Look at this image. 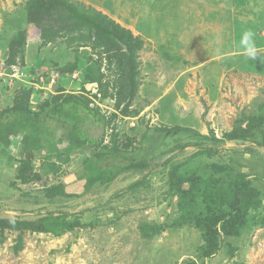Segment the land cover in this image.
<instances>
[{
  "label": "rangeland",
  "instance_id": "374dc122",
  "mask_svg": "<svg viewBox=\"0 0 264 264\" xmlns=\"http://www.w3.org/2000/svg\"><path fill=\"white\" fill-rule=\"evenodd\" d=\"M40 1L52 2L0 0V109L12 105L19 94L30 97L37 107L62 90L91 98L94 106L110 116L115 101L104 99L105 86L86 81L83 74L90 61L98 60L97 52L69 44L68 38L42 41L37 28L28 25L32 8ZM70 1L108 15L143 42L137 53L135 88L130 96L121 93L126 97L121 108L128 105L132 116L118 113L105 141L108 143L115 133L121 148L137 151L142 147L140 158L153 160L154 167L125 173L107 187L85 191V181L80 179L81 153H75L57 173L49 174L42 168L47 154L42 152L33 160L42 180L23 185L16 180V160L23 157L22 138H13L9 148L0 145V217L36 220L47 213L65 211L78 215L84 224L59 236L26 232L21 241L20 233L6 232L5 241L0 243V264H264V224L259 218L251 216L240 236L222 235L221 250L211 258L204 257L207 245L193 221L176 224L179 200L168 193L167 176L173 165L190 159L197 149L177 148L178 137L185 143L193 141L187 133L176 136L157 132L180 126L222 140L235 126L264 110V19H246L249 12L236 9L232 3L227 13L226 7L211 6L208 0ZM241 2L250 7L258 3L259 9L254 11L264 13V0ZM146 18L158 19L154 27L160 29L154 28L153 37H149L150 28L143 31L140 19ZM192 19L195 23L188 26ZM236 23L240 29L252 26L260 49L256 60L242 54L240 38L244 30L236 38ZM182 24L185 38L180 33ZM189 27L202 38H188ZM226 28L230 33L224 32ZM25 29L29 37L24 53L9 67V46ZM209 35L214 38L209 39ZM102 71L103 83L112 84L116 76L106 69L105 62ZM110 93L120 99L113 86ZM56 133L60 138L63 132ZM102 134V129H97L95 136L100 139ZM208 143L221 149L213 162L250 173L264 194V149L255 141ZM164 161L169 164L163 166ZM204 161L199 160L200 164ZM148 174L141 188L127 190ZM59 183L72 197L51 201L45 188Z\"/></svg>",
  "mask_w": 264,
  "mask_h": 264
},
{
  "label": "trees",
  "instance_id": "16d2710c",
  "mask_svg": "<svg viewBox=\"0 0 264 264\" xmlns=\"http://www.w3.org/2000/svg\"><path fill=\"white\" fill-rule=\"evenodd\" d=\"M28 23L37 28L42 41L52 42L63 37L69 39V44H77L79 48L91 47L96 51L99 58L90 61L83 72L84 78L100 88L105 86L103 98L115 102L112 105L113 113L107 117L93 105L91 98L84 95L63 93L60 90L57 95L38 103L37 107L32 105L30 97L16 95L12 105L0 109V145L9 148L13 138H22L20 145L23 157L16 160L18 183L27 185L42 180L41 173L35 170L33 163L37 154L42 155V152L47 153L43 157L42 168L49 174L57 173L61 165L71 162L75 153H81L80 179L85 181V191L96 186L107 187L125 173L151 170L154 167L153 160L140 158L142 147L137 151L121 148L115 133L108 143L105 141L108 128L118 113L132 116L128 105L121 108L126 98L121 93L130 96L135 88L137 53L142 49L143 42L108 15L70 0L37 2L31 10ZM28 37V29H25L12 40L7 61L9 67L14 66L17 57L24 53ZM104 62L110 74L116 76L112 84L103 83ZM109 85L113 86L119 100L110 93ZM94 96L98 97L96 94ZM52 125L56 128H50ZM97 129L103 131L100 139L95 136ZM59 130L63 133L57 138L56 131ZM157 132L176 136L187 133L193 137V141L187 143L181 137L175 139L180 150L194 147L197 151L190 159L171 167L167 186L168 193L179 200L177 207L180 217L176 224L182 226L193 221L195 227L202 230L207 245L205 258H211L221 250L222 235L240 236L251 216L259 218L260 224H264V194L254 184L251 174L235 170L224 163L213 162L221 154V149L208 143L255 141L258 147L264 149V110L248 117L245 124L235 126L222 140L180 126L157 129ZM142 139H147V133ZM202 159L205 161L200 164L199 160ZM167 164L169 161L162 163L163 166ZM147 177L149 174L132 183L127 190H138ZM261 178L264 179V166ZM45 189L51 201L58 197H72L65 193V185L61 183ZM77 217L65 211L47 213L36 220L0 217V243L5 241L6 232L20 233L18 241L26 232L54 236L73 232L84 226L81 218ZM15 248L16 252L20 249L19 245Z\"/></svg>",
  "mask_w": 264,
  "mask_h": 264
},
{
  "label": "crops",
  "instance_id": "0c3cea01",
  "mask_svg": "<svg viewBox=\"0 0 264 264\" xmlns=\"http://www.w3.org/2000/svg\"><path fill=\"white\" fill-rule=\"evenodd\" d=\"M209 1V5H211V6H214V5H216L217 7H220V6H224V7H226V11H227V13L230 11H228L227 9H229V4H231L232 3V5H234L235 7H236V9H240L241 11H244V12H249L248 13V17L246 18V19H251L250 17H253L252 19H264V13L263 12H260L259 13V10L256 12V11H254V10H256V7H257V9H259V5L257 6V4L258 3H255V6L254 7H250V6H247L246 4H243L242 2H241V0H208ZM149 4H151L150 2H149ZM152 5V4H151ZM208 5V6H209ZM248 10H250V11H248ZM217 14V13H216ZM253 14H255V16L253 15ZM218 15V14H217ZM216 15V16H217ZM211 17H213V16H211ZM236 20V22H238V19L237 18H235ZM170 21V23H171V20H169ZM204 21V20H203ZM206 21V20H205ZM208 21V20H207ZM219 21H224L223 19H219ZM140 22L143 24L142 25V28H143V31L145 30H148L147 28H150V30H148L149 31V37H153V30H154V26H156V24H155V22H158V19H147L146 18V20H144L143 19V21L140 19ZM190 23H192V24H194L195 23V20L194 19H192V20H190L189 22H188V26L190 25ZM157 24H159V22L157 23ZM237 24V27H236V31H234V36L236 37V38H238V36H239V34H242V33H240V32H243V30H244V32H245V30L247 29V31L249 30V31H251V32H253V28H252V26L250 25L249 27L250 28H242L241 27V29L238 27V23H236ZM246 24H249V23H246ZM245 24V25H246ZM162 26V25H161ZM194 27H195V25H194ZM193 26H192V28H194ZM156 28H158V29H160L159 27H156ZM155 28V29H156ZM184 24H182V26H181V31H180V33L182 34L181 36H183V38H185L184 37V35H185V33L183 32V30H184ZM191 28V29H192ZM190 29V27H189V29H187V31H188V36H190V37H188V38H190V39H192V38H194L193 36H195V38H202V36L200 35V36H197L196 34H195V30L194 31H192ZM260 29V28H259ZM264 30V28L262 29V31ZM229 32L230 33V30L228 29L227 30V28L226 29H224V32ZM223 32V35H226L225 33ZM205 37V36H204ZM211 35H209L208 36V38L209 39H213L214 37H211ZM204 39V38H203ZM233 48V45L232 44H230V49H232Z\"/></svg>",
  "mask_w": 264,
  "mask_h": 264
},
{
  "label": "clouds",
  "instance_id": "9594fccd",
  "mask_svg": "<svg viewBox=\"0 0 264 264\" xmlns=\"http://www.w3.org/2000/svg\"><path fill=\"white\" fill-rule=\"evenodd\" d=\"M240 49L245 57L251 60H256L260 49L256 45L253 32H243L240 38Z\"/></svg>",
  "mask_w": 264,
  "mask_h": 264
},
{
  "label": "built area",
  "instance_id": "2783aa9c",
  "mask_svg": "<svg viewBox=\"0 0 264 264\" xmlns=\"http://www.w3.org/2000/svg\"><path fill=\"white\" fill-rule=\"evenodd\" d=\"M15 68L13 67V70H14Z\"/></svg>",
  "mask_w": 264,
  "mask_h": 264
}]
</instances>
